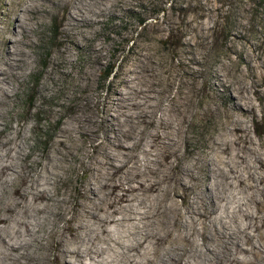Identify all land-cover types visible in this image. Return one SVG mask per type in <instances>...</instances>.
I'll list each match as a JSON object with an SVG mask.
<instances>
[{"label":"bare ground","instance_id":"bare-ground-1","mask_svg":"<svg viewBox=\"0 0 264 264\" xmlns=\"http://www.w3.org/2000/svg\"><path fill=\"white\" fill-rule=\"evenodd\" d=\"M119 1L8 0L5 4L16 28L6 39L2 54L1 41L6 34L0 27V120L4 110L16 112V89L39 62L46 67L40 69L42 80L35 87L36 95L52 90L50 80L60 66H71L67 72L73 88L68 96L70 112L47 150L38 151L31 145L26 149L19 143L28 138L25 123L0 127V137L12 134L5 140L8 162L0 166V197L11 187L7 203H0V246L9 248L0 255V264H182L194 251L189 247L194 234L201 238L196 241L201 248L198 259L209 256L214 264H223L232 235L222 217L213 216L217 212L213 206L224 199V183L235 189L247 186L253 192L261 191L260 198L253 197L257 234L234 230L231 239L237 247L250 245L243 247V253L264 255V245L254 240L260 236L264 241V157L247 165L246 174L237 173L238 165L247 160L246 150L254 143L242 122L244 116L257 114L254 98L263 96L258 64L247 59L249 70L243 72L235 107L226 113V133L233 138L219 134L213 139L212 164L204 182L202 160L196 156L185 164L182 145L193 119L209 108L204 112L196 106L194 95L188 92L182 95L179 91L172 97L156 80L149 53L127 70L115 98L109 94L102 98L92 87L93 75L107 59L108 48L103 42L91 41L90 33ZM48 17L57 26V48L40 61L36 54ZM202 25L207 29L210 24ZM61 34L65 37L59 38ZM84 41L90 42L93 58L79 67L73 49ZM220 72L219 83L229 88L232 84ZM101 102L104 110L99 116ZM10 104L14 109L7 108ZM79 136L91 143L94 153L85 141L78 142ZM259 144L264 147V138ZM78 150L83 153L78 161L88 180L72 193L62 186L66 181L63 173L71 169ZM215 161L220 166H213ZM11 228L18 234L13 243L4 236ZM164 244L168 246L157 259ZM235 261L259 264L255 259Z\"/></svg>","mask_w":264,"mask_h":264},{"label":"rangeland","instance_id":"rangeland-1","mask_svg":"<svg viewBox=\"0 0 264 264\" xmlns=\"http://www.w3.org/2000/svg\"><path fill=\"white\" fill-rule=\"evenodd\" d=\"M6 3L8 0H0V27L6 34L1 41L2 54L7 45L6 39L16 28L12 14L6 12ZM101 19L102 21L95 26L90 35L91 41L103 42L107 46L108 49L105 50L107 59L100 63L97 72L95 71L93 75V89L99 91L102 98L108 94L115 98L127 70L149 53V58L155 66L154 70L158 74L156 80L170 90L172 97L179 91L183 93L182 95L188 92L194 95L196 106L204 112L209 108L203 116L193 119L182 145V150L187 155L185 164H190L196 156L202 160L201 179L204 182H207L212 164L210 158L213 154V139L219 134H223V138L228 140L233 138L230 133H226V113L235 107L234 101L238 95L243 72L249 70L247 59H253L258 64L257 72L261 76L263 96L260 100L254 98L259 109L257 114L244 116L242 125L248 129L254 143L246 150L247 160L238 165L237 173L246 174L247 165L253 164L256 157H264V147L259 144L260 139L264 138V110H262V106L264 107V0H120L113 10ZM142 19L146 20V25L139 27ZM205 22L210 24L207 29L202 25ZM56 29L57 26L48 17L41 30L39 52L36 54L40 61L56 50ZM61 37L65 36L61 34L59 38ZM89 43L84 41L81 47L73 49V53L78 54L75 61L79 67L86 65L89 57L93 58ZM44 67L46 65L39 62L38 67L16 89L17 94L14 95L16 112L6 109L0 120V127H4V123L14 125L18 122L25 123V133L28 138H21L19 143L25 144L26 149L31 145L38 151L48 149L62 121L70 112L69 104L72 102L70 97L68 99L73 87L67 72L71 66L58 68L54 74L56 79L50 80L51 91L41 95L34 93L36 85L42 80L40 69ZM111 67H115L114 72L108 80H105L104 76ZM220 70V73L226 74L228 83L232 84L229 88L219 83L217 75ZM243 105L247 108L246 104ZM7 108L14 109L11 104ZM103 108L101 102L97 109L99 116L103 114ZM106 128L109 129L108 126ZM39 133H43L44 136L39 137ZM10 136L12 134L0 137V166L2 162H8L6 160L8 145L5 140ZM82 141L86 142L89 152L94 153L91 143L83 136H79L78 142ZM82 155V151H76L71 160V169L63 173L66 181L62 186L72 193H76L77 187L86 184L88 180V173L80 167L78 161V157ZM20 163L22 164L21 161ZM23 163H27V160H23ZM214 163L213 166H220L218 161ZM257 177L258 175L255 179ZM222 188L225 190L224 199L213 206L214 210L217 208L213 216L219 214L227 231L232 235L227 241L228 248L225 252L227 257L224 258L223 264L229 262L236 264L235 259L241 260L240 262L255 259L259 264H264V255L255 257L250 252L243 253V247L250 245L237 247L231 239L235 236L232 232L234 230L238 232L246 229L248 233L257 234L253 219V214L256 212L254 198H260L261 191L253 192L254 189H249L247 186L235 189L227 183H224ZM10 191L11 187H7L1 192L0 203H7ZM178 201L182 202V198L178 197ZM70 216L71 214L67 215ZM18 228L20 226L16 227ZM37 229L41 233L45 232L40 227ZM118 234L120 233H117V236ZM4 236L11 243L18 238L13 228L4 233ZM191 239L192 243L189 247H193L194 251L187 255V260L182 264H214L209 260V256L206 259L204 257L205 260L198 259L197 254L201 248L196 241L200 242L201 238L194 234ZM254 240L264 245L260 236H256ZM211 243L214 244V241ZM167 246L168 244L162 246L156 256L157 259ZM0 247L1 256L9 251L4 245ZM138 259L144 261L143 257Z\"/></svg>","mask_w":264,"mask_h":264},{"label":"trees","instance_id":"trees-1","mask_svg":"<svg viewBox=\"0 0 264 264\" xmlns=\"http://www.w3.org/2000/svg\"><path fill=\"white\" fill-rule=\"evenodd\" d=\"M146 25V20H140V22H139V27H142V26H145ZM114 69H115V67H111V68H109L108 69V71L106 72V74H105V76H104V79L105 80H108L111 76H112V74H113V72H114ZM44 135H43V133H39V137H43ZM42 141V140H41ZM45 142V141H44Z\"/></svg>","mask_w":264,"mask_h":264}]
</instances>
